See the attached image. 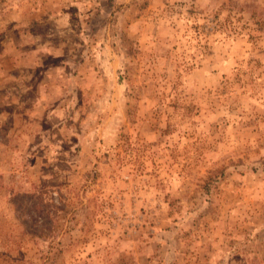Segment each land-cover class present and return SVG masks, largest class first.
Returning <instances> with one entry per match:
<instances>
[{"label": "rangeland", "instance_id": "1", "mask_svg": "<svg viewBox=\"0 0 264 264\" xmlns=\"http://www.w3.org/2000/svg\"><path fill=\"white\" fill-rule=\"evenodd\" d=\"M0 264H264V0H0Z\"/></svg>", "mask_w": 264, "mask_h": 264}]
</instances>
